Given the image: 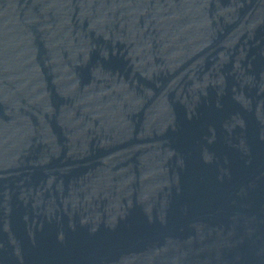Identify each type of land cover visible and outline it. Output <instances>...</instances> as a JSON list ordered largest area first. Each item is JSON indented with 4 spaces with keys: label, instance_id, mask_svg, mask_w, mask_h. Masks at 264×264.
<instances>
[{
    "label": "water",
    "instance_id": "95a60500",
    "mask_svg": "<svg viewBox=\"0 0 264 264\" xmlns=\"http://www.w3.org/2000/svg\"><path fill=\"white\" fill-rule=\"evenodd\" d=\"M0 264H264V0H0Z\"/></svg>",
    "mask_w": 264,
    "mask_h": 264
}]
</instances>
